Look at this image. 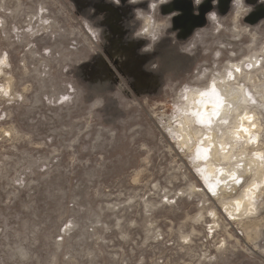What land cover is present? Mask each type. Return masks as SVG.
<instances>
[{
	"label": "rangeland",
	"instance_id": "obj_1",
	"mask_svg": "<svg viewBox=\"0 0 264 264\" xmlns=\"http://www.w3.org/2000/svg\"><path fill=\"white\" fill-rule=\"evenodd\" d=\"M244 3L171 0L141 53L148 0H0V264H264V176L231 206L264 174V3ZM213 88L247 95L202 124L185 108ZM244 113L234 158L181 139Z\"/></svg>",
	"mask_w": 264,
	"mask_h": 264
},
{
	"label": "bare ground",
	"instance_id": "obj_2",
	"mask_svg": "<svg viewBox=\"0 0 264 264\" xmlns=\"http://www.w3.org/2000/svg\"><path fill=\"white\" fill-rule=\"evenodd\" d=\"M238 87H240V86H238ZM214 89L216 90V88H213V89H210L209 91L206 90L208 92H203V93L198 94V96H197L198 98L195 97L196 100L193 102L191 101L192 103L190 102L187 105V107L185 108V109H189L191 111L193 117H196V119L198 118L197 120L203 122L202 124H204V123H207V124L219 123L220 124V123L226 121L229 114L232 113V111H234L233 107L235 106V104L238 105L240 103V99L241 100L245 99V97L247 95L246 93H245L246 95L244 93H240L241 95L239 94V91H241L240 90L241 88L240 89L238 88L237 90L232 89V90H229L228 92L223 91V90H221V92H219V91L214 92L215 91ZM249 97H251V96H249ZM246 108L247 107H245V109ZM247 111L248 110H246L245 112H247ZM253 114H255V112ZM253 117L254 116L246 114V113H244L241 116H237L236 118L238 120L242 119L243 122H239L236 127H235V122H234L233 126H228V127H225V129H223V131L221 130L219 135L216 134L215 129L217 127H215V126L213 127L214 129L211 131L210 130H207L206 132L204 131L205 133L204 132L202 133V131L200 129L197 131L191 130L189 128V125H191V123L194 122V120H192L193 118L191 119V118L186 117L185 121L182 122L181 126H180L181 139L183 140V143H185V144L190 143L192 140L193 141L195 140L196 142H198L200 144V146L202 148V153H204V154H206L208 151L211 153L212 152L217 153V151H218L217 147L219 146V144H221L222 148L219 151H220L222 158L223 159H229L230 157L234 158V155L232 153H231V155L230 154L227 155V153L225 152V149H226L227 145L231 144L230 141L233 140L234 138L236 140L240 137L242 138L243 135H245L246 138H249V137H251V133L255 134L253 132L255 131L256 128L258 129V126H257V123L254 121L255 118L253 119ZM259 128H260V126H259ZM255 132H256V134L258 133L257 131H255ZM225 134H226L225 137H227V134H228V138L226 140L223 139L224 138L223 135H225ZM231 146L233 147V143L231 144ZM242 154H243V152H242ZM235 160H237V159H235ZM250 165L254 166L255 164L250 163ZM258 166L256 168H258ZM260 169H262V168L260 167ZM205 170L209 174H212V175L215 174L214 166L209 161L207 162ZM262 172L263 171L261 170V171H256L255 173H253L251 183H254V184L251 186L249 185L246 189H244L245 191L243 193H241V195L238 196L237 199L235 200V202L231 205L235 211H245V210L251 208V202H252L253 194L255 193L256 183L261 182L262 178L264 176V174Z\"/></svg>",
	"mask_w": 264,
	"mask_h": 264
},
{
	"label": "clouds",
	"instance_id": "obj_3",
	"mask_svg": "<svg viewBox=\"0 0 264 264\" xmlns=\"http://www.w3.org/2000/svg\"><path fill=\"white\" fill-rule=\"evenodd\" d=\"M112 3L119 5L120 0H111ZM143 0H128L129 4H139L142 3ZM171 0H148V10L145 11L143 9H135V17L138 21H140L139 27L132 33V39L139 40V39H145L148 41L146 45H144L141 49V53H148L153 51L154 46L159 40L163 37L162 35L158 34L159 30V24L161 23L156 19L155 12L157 9H159L160 13V6L170 3ZM203 2V0H194L195 5H199ZM218 0H213V3H217ZM261 3H264V0H260ZM236 0H233V7L235 6ZM239 3L246 7L251 9L250 7L246 6L244 3V0H239ZM179 12H174L170 14L169 16H163L168 18V26L163 29L164 32L168 28L171 27V19L172 16L179 15ZM213 15V12L208 13V19ZM161 16V15H160ZM162 17V16H161Z\"/></svg>",
	"mask_w": 264,
	"mask_h": 264
},
{
	"label": "flooded vegetation",
	"instance_id": "obj_4",
	"mask_svg": "<svg viewBox=\"0 0 264 264\" xmlns=\"http://www.w3.org/2000/svg\"><path fill=\"white\" fill-rule=\"evenodd\" d=\"M180 5L183 7V5H185V4H184V3H181ZM196 22H197V21H196Z\"/></svg>",
	"mask_w": 264,
	"mask_h": 264
}]
</instances>
